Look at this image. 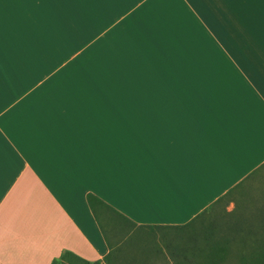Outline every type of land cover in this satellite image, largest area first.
Segmentation results:
<instances>
[{
	"label": "crops",
	"instance_id": "obj_1",
	"mask_svg": "<svg viewBox=\"0 0 264 264\" xmlns=\"http://www.w3.org/2000/svg\"><path fill=\"white\" fill-rule=\"evenodd\" d=\"M0 264H264V0H0Z\"/></svg>",
	"mask_w": 264,
	"mask_h": 264
},
{
	"label": "rangeland",
	"instance_id": "obj_2",
	"mask_svg": "<svg viewBox=\"0 0 264 264\" xmlns=\"http://www.w3.org/2000/svg\"><path fill=\"white\" fill-rule=\"evenodd\" d=\"M248 6H242V9H246L247 10ZM152 92V86L151 85H125L122 84V85H114L113 86V93H116V94H127V95H136V94H145V93H151ZM174 94V93H173ZM168 95V93H167ZM169 97L167 99H165L163 101V103H161V109H170V108H173L174 106L171 105L170 103L173 102V99H171V96H172V93H170L168 95ZM139 103H135L134 105H131V106H134L135 108H131L130 105H126V102H125V106L124 108H127V109H144V110H154V109H159L158 107H154L155 105L153 104V102H148L146 103L145 105L141 106V107H137ZM126 109V110H127ZM129 121H132V122H136L138 121V119H133V118H129Z\"/></svg>",
	"mask_w": 264,
	"mask_h": 264
}]
</instances>
